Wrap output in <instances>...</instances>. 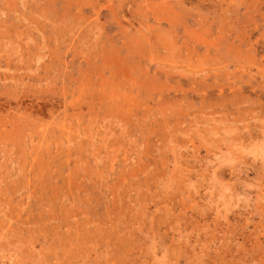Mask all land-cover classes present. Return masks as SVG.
Segmentation results:
<instances>
[{
  "label": "rangeland",
  "instance_id": "1",
  "mask_svg": "<svg viewBox=\"0 0 264 264\" xmlns=\"http://www.w3.org/2000/svg\"><path fill=\"white\" fill-rule=\"evenodd\" d=\"M0 264H264V0H0Z\"/></svg>",
  "mask_w": 264,
  "mask_h": 264
},
{
  "label": "bare ground",
  "instance_id": "2",
  "mask_svg": "<svg viewBox=\"0 0 264 264\" xmlns=\"http://www.w3.org/2000/svg\"><path fill=\"white\" fill-rule=\"evenodd\" d=\"M68 81V80H67ZM21 98V97H20ZM9 103V102H8ZM20 105V104H19ZM47 115V114H46ZM68 124V123H67ZM83 125V124H82ZM71 126V125H70ZM77 130V129H76ZM39 158V157H38ZM21 161V160H20ZM12 164V163H11ZM81 169V168H80ZM124 178V177H123ZM9 190V189H8ZM7 192V191H6ZM30 194V193H29ZM4 228V227H3ZM13 230V229H12Z\"/></svg>",
  "mask_w": 264,
  "mask_h": 264
}]
</instances>
